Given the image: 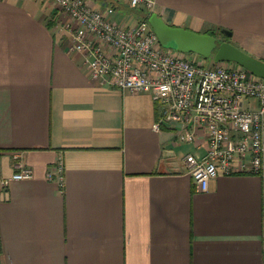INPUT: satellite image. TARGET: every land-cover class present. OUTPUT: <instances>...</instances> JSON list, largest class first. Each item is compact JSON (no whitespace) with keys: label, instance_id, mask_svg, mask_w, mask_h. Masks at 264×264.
Listing matches in <instances>:
<instances>
[{"label":"crops","instance_id":"1","mask_svg":"<svg viewBox=\"0 0 264 264\" xmlns=\"http://www.w3.org/2000/svg\"><path fill=\"white\" fill-rule=\"evenodd\" d=\"M153 12L264 60V0H154ZM62 21L51 0H0L2 264H264L260 178L218 175L200 191L183 157L203 155V135L155 130L148 92L90 79ZM58 159L61 187L46 178ZM18 162L31 179L12 177Z\"/></svg>","mask_w":264,"mask_h":264},{"label":"built area","instance_id":"2","mask_svg":"<svg viewBox=\"0 0 264 264\" xmlns=\"http://www.w3.org/2000/svg\"><path fill=\"white\" fill-rule=\"evenodd\" d=\"M51 1L63 15L65 51L81 56L90 79L134 93L148 92L157 104L155 130L166 125L180 141L203 135V155L183 157L200 191H206L208 181L218 175L260 178L264 230V78L234 62L205 65L163 47L147 22L154 0H113L100 7L89 0ZM118 1L142 9L145 16L132 23L115 20ZM249 99L255 100V107L245 105ZM15 167L12 177H33L31 168L19 162ZM46 178L62 186L60 159L46 171Z\"/></svg>","mask_w":264,"mask_h":264},{"label":"water","instance_id":"3","mask_svg":"<svg viewBox=\"0 0 264 264\" xmlns=\"http://www.w3.org/2000/svg\"><path fill=\"white\" fill-rule=\"evenodd\" d=\"M147 22L162 46L170 45L169 47L177 51L192 52L204 58L211 55L213 62H234L250 73L264 78V60L243 51L228 41H217L212 34L170 25L153 11L148 15Z\"/></svg>","mask_w":264,"mask_h":264},{"label":"rangeland","instance_id":"4","mask_svg":"<svg viewBox=\"0 0 264 264\" xmlns=\"http://www.w3.org/2000/svg\"><path fill=\"white\" fill-rule=\"evenodd\" d=\"M115 18L116 19H119V18H125L127 20V22H132L133 20H136L138 17V14L136 15L135 11L133 10V7H131L128 3H123L122 4H119L118 7H116L115 9ZM133 17H132V16ZM141 19V18H139ZM170 45H167V46H163L165 48H169V49H173L175 50L174 48L172 47H169ZM186 55V57L188 58H196L197 60H200L202 62H204L205 65H209L211 63V60H212V57L211 55L207 58H204L198 54H194L192 52L190 53H184ZM196 56V57H194ZM235 65H237L236 63H234Z\"/></svg>","mask_w":264,"mask_h":264},{"label":"trees","instance_id":"5","mask_svg":"<svg viewBox=\"0 0 264 264\" xmlns=\"http://www.w3.org/2000/svg\"><path fill=\"white\" fill-rule=\"evenodd\" d=\"M211 34V33H210ZM1 253H2V249H1V241H0V256H1ZM0 264H2V262L0 261Z\"/></svg>","mask_w":264,"mask_h":264}]
</instances>
